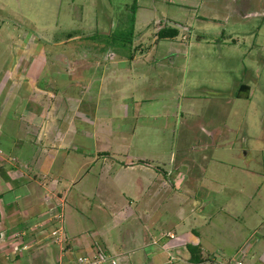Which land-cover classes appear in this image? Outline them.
Wrapping results in <instances>:
<instances>
[{
    "label": "rangeland",
    "instance_id": "obj_1",
    "mask_svg": "<svg viewBox=\"0 0 264 264\" xmlns=\"http://www.w3.org/2000/svg\"><path fill=\"white\" fill-rule=\"evenodd\" d=\"M132 1L0 0L1 154L15 162L18 148L10 143L27 135L22 123L9 120L12 110L2 114L3 103L14 99L11 84L17 82L18 93L32 84L48 96L60 92L54 103L62 115L51 130L73 129L66 147L53 150L50 175L65 203L64 212L54 209L63 238L55 241L49 228L51 251L65 247L69 233L85 230L83 240L98 243L93 250L117 254L121 230L132 222L115 211L140 203L125 167L143 163L179 183L175 192L161 189L159 202L162 208L167 201L169 217L154 232L174 226L195 235V229L207 260L264 264L257 261L264 247V0H136L132 43L113 41ZM167 24L178 27L176 36H154ZM106 50L118 51L124 61L111 68L129 67L127 79L110 73L108 91L99 88L106 58L96 64L85 57L79 62L89 63L71 67L61 53L99 56ZM124 83L126 91L119 86ZM18 156L20 163L29 161ZM184 175L196 185H181ZM192 198L196 203L186 201ZM33 208L34 216L39 204ZM93 230L97 234L89 237ZM136 247L132 251L148 264ZM20 251L18 261L27 264L29 250ZM168 253L178 258L166 264H190L179 250ZM157 261L153 257L151 264Z\"/></svg>",
    "mask_w": 264,
    "mask_h": 264
},
{
    "label": "crops",
    "instance_id": "obj_2",
    "mask_svg": "<svg viewBox=\"0 0 264 264\" xmlns=\"http://www.w3.org/2000/svg\"><path fill=\"white\" fill-rule=\"evenodd\" d=\"M136 17L135 13V24ZM153 18L154 17L146 20L144 24L148 25L149 21ZM61 53H63L64 58L68 59L67 64L70 63L71 67H77L79 63L81 65L89 63L90 60H85V63L79 62L85 57H93V61L96 64L99 62V60H97L98 58H106L105 62H103L99 80V88H104L105 91L109 90L107 86L112 71H117L114 77H119L120 80L122 77L127 79V70L129 67L111 68L113 67L111 65L113 61L118 63L124 62L122 55L118 51L114 50L112 52L106 50L99 56H86L77 52H72L70 54L67 52ZM18 83L20 82L18 81ZM70 84L78 85L79 83L71 82ZM126 84L128 83L126 82ZM126 84L124 86L119 85L120 89L123 87L126 91ZM46 86L51 85L48 84ZM10 90L12 91L9 95L13 96L14 99L3 103L2 114L6 113L5 117H7L8 112L12 110L9 115H13V118L10 117L9 120L11 122H17L18 120V122L22 123V128L25 129L24 133L27 135L23 138L16 137L13 142L10 143L13 149L18 148L17 153L13 156L15 162L9 159V156L1 154L0 150V264H20L17 257L21 253L20 250L25 249L29 250L28 254L30 256L29 259H27V264H66V262H63V258L66 259L82 251H93V249L98 246V243L83 240V236L86 233L85 230L79 233H69L73 236L70 237L68 235L69 237L65 243L64 251L66 250L67 254H63L60 247H58L57 251H54L55 249L51 251V247L46 243L49 235L48 230L54 225L55 221L53 219L57 215L54 209L59 206V209L64 212L65 203L63 195L56 189L55 176L53 174L50 175L54 166L52 158L56 150L66 147L70 139L68 136L72 133L73 128L68 125L65 131H58L59 129L56 131L51 130V128L55 127V122L61 119L60 116L62 115L63 109L61 107H55L57 104L54 103L55 99L60 98V92L52 93L48 96L46 92L44 93L42 91V88L32 84L28 85L26 91L18 93L19 89L17 82L11 84ZM98 91H100V89H98ZM125 95L126 93L124 92L123 96ZM121 98L124 99L125 97ZM18 99L25 100V106L20 107L21 102H19ZM182 114L183 113H181V115ZM65 120L72 121V117L66 116ZM8 131L6 127V132ZM53 150H55V152H53ZM23 153L28 155L29 161L24 160L20 163L21 160H18V154L22 155ZM187 164L186 166H189L190 163L187 162ZM128 167H130V171L134 175L137 191L140 194L138 197L140 203L135 209H131V204L127 203L129 209L121 208L119 211H115L119 215L120 212H126L128 214L126 217L130 218V222H132L131 225L136 224L135 227H130L131 225L129 224L126 229L121 230V250L115 254L118 262L117 264H142L141 254L132 251L134 244H137V250H140V252L142 250L145 255V261L148 264H151L153 257L158 260L153 264H166V256L168 252H171L173 249L179 250L182 256L185 257V260L190 264H216L212 258L209 260L204 258L202 254L203 247L197 230L192 229L195 234L193 235L187 231H177L176 228L172 226L170 229H165L166 231L162 230L163 228H159L157 233L156 231L154 232V230L163 225L169 217L167 215V201L162 208L159 202L161 189L169 186L171 190L175 192L179 183H176L175 180L169 181L165 178H161L158 171H152L148 165L145 166L143 163L130 164L125 168ZM179 167L183 166H175V169L179 170ZM30 168L32 170H34V168L41 170L40 176H38L37 173L28 172L27 170ZM184 176L185 178L180 182L181 185H196L197 182H195L190 175ZM199 180V183H202V180ZM17 189L21 190L17 192ZM193 196L196 198L195 195ZM196 199L192 198L186 201L194 204L197 201ZM20 201H23V204L20 205ZM36 203L39 204L40 208L37 214L33 216L32 210ZM102 203L104 204L105 201L102 200ZM229 213L230 212H228V214ZM167 232L172 233L173 237H168L167 235L163 236V234ZM94 234H97L96 230L89 231L88 233L89 237H92ZM157 235L159 237H156ZM154 240L156 241L155 243L153 242ZM187 243L197 244L199 246L202 256L201 261H189V251L186 247ZM14 246L18 248V253L16 255L12 254ZM250 247L253 248L254 245H250ZM183 248L184 251L182 250ZM262 248L257 261L264 263V247ZM130 251L132 252L129 255L128 253ZM237 259H240L242 264H245L244 259Z\"/></svg>",
    "mask_w": 264,
    "mask_h": 264
},
{
    "label": "trees",
    "instance_id": "obj_3",
    "mask_svg": "<svg viewBox=\"0 0 264 264\" xmlns=\"http://www.w3.org/2000/svg\"><path fill=\"white\" fill-rule=\"evenodd\" d=\"M137 9V1L133 0L127 7L128 19L127 23H122V26L113 31L111 34L113 41H123L124 43H132L134 37L135 13ZM178 27L167 24L160 27L156 31L157 38L174 37L178 34ZM186 247L189 251V261L199 262L202 260L200 248L197 244L187 243Z\"/></svg>",
    "mask_w": 264,
    "mask_h": 264
},
{
    "label": "built area",
    "instance_id": "obj_4",
    "mask_svg": "<svg viewBox=\"0 0 264 264\" xmlns=\"http://www.w3.org/2000/svg\"><path fill=\"white\" fill-rule=\"evenodd\" d=\"M59 220L54 223L53 228L50 231V234L55 235V241L61 243L62 241V234H63V225H62V219L56 215ZM58 224V225H56ZM164 235H167L169 237H173L172 233H164ZM156 242L155 240L153 241ZM62 251H64V247L61 248ZM18 253L17 246H14V250L12 251L13 255H16ZM175 258H178V256H174L171 253H168L166 256V263L167 262H173ZM117 259L115 257V254L110 253L108 250L97 247L92 252H79L74 255V261L71 264H117ZM234 264H242V261L237 258H233ZM224 264H231V261H227Z\"/></svg>",
    "mask_w": 264,
    "mask_h": 264
},
{
    "label": "water",
    "instance_id": "obj_5",
    "mask_svg": "<svg viewBox=\"0 0 264 264\" xmlns=\"http://www.w3.org/2000/svg\"><path fill=\"white\" fill-rule=\"evenodd\" d=\"M245 86L244 85H242V87L241 88H244Z\"/></svg>",
    "mask_w": 264,
    "mask_h": 264
}]
</instances>
